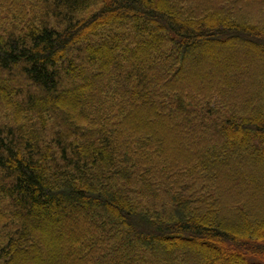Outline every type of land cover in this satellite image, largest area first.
<instances>
[{
    "label": "trees",
    "instance_id": "16d2710c",
    "mask_svg": "<svg viewBox=\"0 0 264 264\" xmlns=\"http://www.w3.org/2000/svg\"><path fill=\"white\" fill-rule=\"evenodd\" d=\"M0 103V264H264V0H0Z\"/></svg>",
    "mask_w": 264,
    "mask_h": 264
},
{
    "label": "rangeland",
    "instance_id": "374dc122",
    "mask_svg": "<svg viewBox=\"0 0 264 264\" xmlns=\"http://www.w3.org/2000/svg\"><path fill=\"white\" fill-rule=\"evenodd\" d=\"M28 120L29 119L25 118V119H23V122H27ZM7 121L11 122V123L15 122L13 115H12V109L8 110L7 107L5 106V103H0V122H7ZM226 190H227V193L225 194V197L227 198L226 200L228 202H231L235 198V195L232 198H230L229 194L233 195V194H236L238 192L236 189L230 190V191L228 189H226ZM250 198H251V201L255 202L253 197H252V193H250Z\"/></svg>",
    "mask_w": 264,
    "mask_h": 264
}]
</instances>
